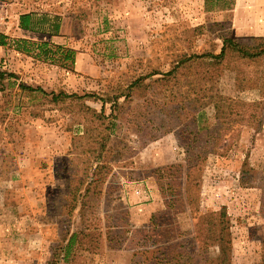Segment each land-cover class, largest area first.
I'll return each instance as SVG.
<instances>
[{
	"label": "rangeland",
	"instance_id": "obj_1",
	"mask_svg": "<svg viewBox=\"0 0 264 264\" xmlns=\"http://www.w3.org/2000/svg\"><path fill=\"white\" fill-rule=\"evenodd\" d=\"M240 1L232 36H264V4ZM30 12L58 15L60 35L19 32ZM227 17L204 0H0V264H54L72 233L66 264H132L140 238L131 231L151 224L158 211L145 219L143 208L154 198L162 210L181 199L180 240L225 207L230 264H264V92L255 87L264 66L207 56L222 44L207 26ZM21 39L71 48L75 63L21 52ZM194 56L203 58L180 65ZM213 96L234 101L244 120L218 121ZM125 221L126 242L110 248L107 233Z\"/></svg>",
	"mask_w": 264,
	"mask_h": 264
},
{
	"label": "trees",
	"instance_id": "obj_2",
	"mask_svg": "<svg viewBox=\"0 0 264 264\" xmlns=\"http://www.w3.org/2000/svg\"><path fill=\"white\" fill-rule=\"evenodd\" d=\"M235 1L236 0H204V9L206 12H225L228 15L224 20L207 26L210 32L217 33L218 39L222 42L218 54L208 53L207 56L215 60L216 63L234 57L242 61L261 63L264 66V36L251 37L248 40L239 41L231 34L232 21L229 13L232 12ZM18 25L22 30L37 33L43 35V37H51L60 35L62 20L58 15L50 16L47 14L30 12L19 16ZM214 27L217 29L212 31ZM6 40L7 37L0 34V46L7 45ZM16 42L18 44H23L21 47L19 45L17 46L18 50L27 54H34L36 58L44 62L59 64L65 67L68 65L73 66L75 63L76 53L71 48L54 45L48 40L33 42L21 39ZM199 58H203V56L189 57L188 59L180 60L179 63L180 65L191 66V64L199 60ZM175 72L176 69L169 71L166 75L172 77ZM258 77L262 82H259L255 87L261 90V92H264V68L258 73ZM143 80L144 78H140L135 84L138 85ZM61 96L68 98L71 95L62 94ZM54 99H56V97H54ZM116 99L117 97L114 101H117ZM217 99L218 101L216 100V96H213L210 103L213 101L212 104L217 113L216 119L218 121H221L222 118H229L232 122L244 120V112L241 113L240 111V113H235L234 105L236 103H234V101L229 103L230 99L228 100L221 96H218ZM192 103L193 106L197 107L200 105V100L194 98ZM118 105L117 102L116 106L118 107ZM108 124V128L113 126V123H111V125L110 123ZM108 136L109 134L105 135L103 140L108 139ZM99 144V150H104L106 147L105 142L100 141ZM197 165L198 163L194 161V163L191 164L193 170H191V172L188 171L186 175V186L188 187L194 180L193 173L196 171L194 169H197ZM172 168H174V166L171 165L167 168H162V170L158 169V173L161 171L159 179H164V174ZM179 184L182 185L183 182L180 181ZM89 188L90 187L84 191H80L76 188L74 196L76 192H84V196L88 195L90 193ZM161 188H163V186H161ZM181 205L182 201L180 198L165 199L164 209L152 216L150 225L131 231V233L139 235L138 237L140 238V246L137 245L140 249L138 248L134 251V256L136 257L132 260V264H230L232 247L227 237L228 217L225 213V207H222L218 213L204 215L201 218L203 222L199 221L195 226L196 236L192 241H189L179 239L182 238L183 233L178 231V226L174 217L176 213L184 209H182ZM171 214L172 217L170 216ZM124 219H126L125 216L119 219L118 222ZM125 222V225H114L113 230L111 231L110 229L108 232L109 234L107 233L106 242L110 248L122 246V244L126 242V237L123 238V236H125L124 233H128L129 229L126 231L124 227H127L129 223H127V221ZM202 225L205 231H202ZM76 237V233H72L66 240V244L62 247L61 253H53L52 258L55 259L54 264H66L69 261ZM147 242H151V244L148 245ZM208 246L217 247L218 254L214 257H210L211 255L207 253L208 249H206ZM143 247H145V249H143ZM138 258L143 259L139 261Z\"/></svg>",
	"mask_w": 264,
	"mask_h": 264
},
{
	"label": "crops",
	"instance_id": "obj_3",
	"mask_svg": "<svg viewBox=\"0 0 264 264\" xmlns=\"http://www.w3.org/2000/svg\"><path fill=\"white\" fill-rule=\"evenodd\" d=\"M252 1H254V3H257V4H264V0H252ZM245 2H246V0H245ZM239 5H245V3H242L241 1L239 2V0H236L235 1V8H234V10H233V12H234V19H233V21H235V23H234V25H236V22H239V20H241L240 18H239V13H240V9H239ZM239 6V7H238ZM260 6V5H259ZM246 17H247V20L249 19V16L248 15H246ZM252 18H253V16H252ZM16 29L19 31V32H22V33H24V34H31V33H33V32H29V31H25V30H22V29H20L19 28V25H18V18H17V20H16ZM63 24L64 23H62V28H61V31H62V29H63ZM248 24V23H247ZM257 24H259V23H257ZM246 31L247 30H249V29H245ZM252 30V29H251ZM255 30L256 31H260V29L257 27V28H255ZM261 32H264V25L262 26V28H261ZM61 33V32H60ZM261 34H263L264 35V33H261ZM255 36H257V34L255 35ZM51 37H56V36H51ZM148 191H149V193H150V195L149 196H154L155 195V191H151V189H148ZM151 200H149L148 199V203L147 204H145L144 205V208H143V212H144V214H145V219H148V217L150 216V214L151 213H154L155 211L157 212H159V211H161L162 210V208H163V204H162V202H159L158 200H156V198H154L153 200H152V202H150Z\"/></svg>",
	"mask_w": 264,
	"mask_h": 264
}]
</instances>
